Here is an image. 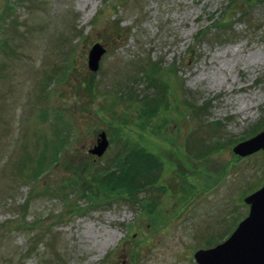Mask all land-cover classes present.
<instances>
[{
	"label": "rangeland",
	"instance_id": "1",
	"mask_svg": "<svg viewBox=\"0 0 264 264\" xmlns=\"http://www.w3.org/2000/svg\"><path fill=\"white\" fill-rule=\"evenodd\" d=\"M263 124L264 0H0V264H180L247 212Z\"/></svg>",
	"mask_w": 264,
	"mask_h": 264
},
{
	"label": "water",
	"instance_id": "2",
	"mask_svg": "<svg viewBox=\"0 0 264 264\" xmlns=\"http://www.w3.org/2000/svg\"><path fill=\"white\" fill-rule=\"evenodd\" d=\"M87 52L86 67L92 71L103 48L94 41ZM96 134L94 145L86 149L95 156L107 145L103 132L99 130ZM230 148L237 156L248 155L254 150H264V124L259 131L247 139L234 142ZM241 199L247 206V212L221 242L195 251L197 264H264V178L259 186L252 192L245 193Z\"/></svg>",
	"mask_w": 264,
	"mask_h": 264
},
{
	"label": "flooded vegetation",
	"instance_id": "3",
	"mask_svg": "<svg viewBox=\"0 0 264 264\" xmlns=\"http://www.w3.org/2000/svg\"><path fill=\"white\" fill-rule=\"evenodd\" d=\"M201 237L204 238L203 239V243L202 244H197V245H194L193 247L189 248V247H185L182 249L183 251V254H182V257L178 258L179 261L181 262L180 264H197L196 263V260H195V251L196 250H204V248H207V247H212L214 244H216L218 241H215V234H214V237L211 235L209 237V235H203V236H200L199 234L196 235V237ZM225 237V236H224ZM165 264H168L165 263Z\"/></svg>",
	"mask_w": 264,
	"mask_h": 264
},
{
	"label": "trees",
	"instance_id": "4",
	"mask_svg": "<svg viewBox=\"0 0 264 264\" xmlns=\"http://www.w3.org/2000/svg\"><path fill=\"white\" fill-rule=\"evenodd\" d=\"M225 18H226V17H225ZM225 18H223L224 21H225ZM145 98H147V96H146ZM142 117L145 118V121H140V122H146V120H147V119H146V118H147V115H144V116H142ZM129 159H130V157H129ZM129 159L127 158V160L125 161V163H124V160H122L119 164L128 165V167H130V166H132V164H133V163H132L133 160H132V159L129 160ZM127 177H128V176H126L125 178H127ZM115 178H117V177H114V175H113V177L111 176V177L107 178V182H105V184H104V182H102V181H99V182H101V183H99V182H98V183H99L100 185H103V186L105 185V186H106V187L104 186L105 190H108V191H109V190H111L110 188H112L113 185H116V184H115V181H114ZM133 184H135V183H133ZM134 187L136 188V187H138V185H137V186H134ZM104 188H103V189H104ZM106 192H107V191H106Z\"/></svg>",
	"mask_w": 264,
	"mask_h": 264
}]
</instances>
